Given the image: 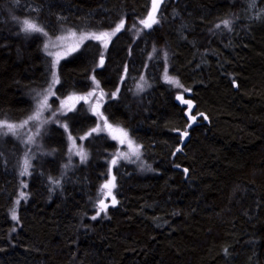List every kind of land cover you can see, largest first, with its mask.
I'll use <instances>...</instances> for the list:
<instances>
[{
  "label": "trees",
  "instance_id": "obj_1",
  "mask_svg": "<svg viewBox=\"0 0 264 264\" xmlns=\"http://www.w3.org/2000/svg\"><path fill=\"white\" fill-rule=\"evenodd\" d=\"M150 6L0 0V120L35 109L50 79L44 35L123 22L106 47L92 38L60 61L53 101L88 93L93 77L118 91L102 112L154 170L118 165V202L96 216L117 144L82 139L97 117L80 103L45 127L49 155L34 158L15 208L24 149L0 127V264H264V0H166L160 22L138 33ZM181 94L196 102L195 120ZM69 134L84 154L66 168Z\"/></svg>",
  "mask_w": 264,
  "mask_h": 264
},
{
  "label": "rangeland",
  "instance_id": "obj_2",
  "mask_svg": "<svg viewBox=\"0 0 264 264\" xmlns=\"http://www.w3.org/2000/svg\"><path fill=\"white\" fill-rule=\"evenodd\" d=\"M166 0H156L155 4L151 0L150 10L144 19L139 21L138 33L151 29L157 25L159 21V12ZM152 20L155 22L153 23ZM22 21V26L24 25ZM141 21L151 23V27H145ZM39 27L35 22H30ZM40 28V27H39ZM115 29L105 31H77L64 30L56 36H45L44 50L49 60L50 79L47 84L38 92L35 109L25 118L19 121L0 120V127L3 132H9L19 139L23 146V166L21 174L24 178L22 188L15 203L17 208L21 199L26 196L27 182L25 177L30 174V167L34 158L46 157L49 155L48 149L45 147L43 140L45 138V127L54 120L56 116L74 110L80 103H84L88 109L97 117L96 125L85 135V139L95 133H105L111 137L117 144V148L113 152L109 161V173L106 180L101 184L97 198V214L99 216L105 213L109 207L115 206L118 202L116 197V177L114 169L122 164L128 163L133 165L139 172L148 174L154 172L153 168L147 163L143 156V150L129 134V132L122 126L110 123L102 112L103 104L110 98L116 96L117 92L109 93L103 90L98 79L93 77V88L91 91L81 95H70L65 99L53 101L55 97V88L59 82L58 64L61 60L69 57L89 39H97L101 41L102 45L110 42L114 36L112 33ZM116 33V32H115ZM99 37V38H97ZM104 62V58H103ZM145 79L141 78L137 83L140 89L145 87ZM179 97H184L182 94ZM43 105V107H41ZM59 114V115H60ZM30 117H38L36 119H29ZM8 125H12L9 129ZM97 129V131H93ZM69 148L70 160L66 168H70L71 161L74 157L84 154V150L80 147L78 138L69 134ZM27 161V170L25 171V162ZM106 206V207H105ZM16 217V216H15Z\"/></svg>",
  "mask_w": 264,
  "mask_h": 264
},
{
  "label": "snow or ice",
  "instance_id": "obj_3",
  "mask_svg": "<svg viewBox=\"0 0 264 264\" xmlns=\"http://www.w3.org/2000/svg\"><path fill=\"white\" fill-rule=\"evenodd\" d=\"M153 2L155 4L156 0H153ZM152 22L154 23L155 21L152 20ZM141 23L144 24L145 27H151V23H148L146 21H141ZM225 23H227V22H225ZM24 25H25V28H24L25 31H30V32H40V31H42L41 28L37 27L35 24H32V23H30L28 21H24ZM121 27H123V22H121L120 25H117L116 29L114 30V32L112 34L114 35L115 32H118ZM97 38H99V37H97ZM101 63H103V59H101ZM41 107H43V105H41ZM36 118H38V117H30L29 119H36ZM8 127H9V129H11L12 125H8ZM93 131H97V129H94ZM26 170H27V161L25 162V171ZM13 219H16L15 215H13ZM93 219H95V217H93Z\"/></svg>",
  "mask_w": 264,
  "mask_h": 264
},
{
  "label": "water",
  "instance_id": "obj_4",
  "mask_svg": "<svg viewBox=\"0 0 264 264\" xmlns=\"http://www.w3.org/2000/svg\"><path fill=\"white\" fill-rule=\"evenodd\" d=\"M177 101L179 104L187 106L186 115L190 117L192 120H195V117L192 115V112L196 108V102L192 98H189V97H178Z\"/></svg>",
  "mask_w": 264,
  "mask_h": 264
}]
</instances>
